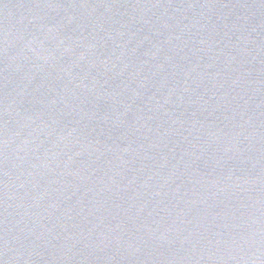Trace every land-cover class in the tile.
Listing matches in <instances>:
<instances>
[{"label":"water","instance_id":"95a60500","mask_svg":"<svg viewBox=\"0 0 264 264\" xmlns=\"http://www.w3.org/2000/svg\"><path fill=\"white\" fill-rule=\"evenodd\" d=\"M0 264H264V0H0Z\"/></svg>","mask_w":264,"mask_h":264}]
</instances>
